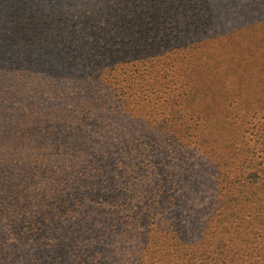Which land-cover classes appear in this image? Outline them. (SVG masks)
<instances>
[{
    "label": "trees",
    "instance_id": "trees-1",
    "mask_svg": "<svg viewBox=\"0 0 264 264\" xmlns=\"http://www.w3.org/2000/svg\"><path fill=\"white\" fill-rule=\"evenodd\" d=\"M141 1L146 4L137 12L140 6L138 0H0V127H3L0 131V190L2 186L8 185V189L17 191L11 204H28L37 188L48 189L51 194L58 195L70 182L68 177L61 174L66 170L73 176L69 187L75 200L82 203L88 201L100 208L106 205L112 210L113 199H118L117 196L112 198L100 194L106 186L107 194L112 192V184L107 185L110 166L104 164L100 156L94 160H85L90 143H76L68 147L63 145L55 149V154L59 156L58 162L37 157L39 149L32 144L42 132H53L54 118L41 121L34 104L24 106L21 114L13 121H9L12 118L3 119L5 112L12 110L10 97L19 94L31 100V94L39 91L34 85L35 81L28 78L29 70L22 69L16 74L19 66H35L29 61L32 55L38 54L37 62L40 65L48 63L47 57H53L54 63L47 65L48 68L61 65L59 71L54 70L49 74L44 72L47 78L42 81V87L48 92L55 91L50 78H89L93 72L97 73L96 77L111 78L112 73L117 71L123 76L126 65H130L131 61L142 63V59L158 61L153 65L160 69L157 77L170 78V68L177 62L183 65V61L168 55L170 40L162 25L166 19L173 22L177 15L187 11L185 6L188 5L191 12L185 16V24L173 22V29L180 49L190 47L187 51H190L191 56L186 57V62H192L189 72L188 69H182L175 76L185 72V78H240L241 66L264 60V16L261 6H264V0ZM131 14L138 15L136 21L130 19ZM168 24L172 29V25ZM126 25L129 28L125 30ZM212 36L215 40V44L212 43L214 49H208L204 59L201 46L204 39L207 42L213 41ZM152 53L153 57H149ZM168 63H171L170 67ZM15 64L19 65L15 67L17 69L13 68ZM131 66L132 75L137 74L141 78L136 66ZM54 74H63L65 77H54ZM6 78L12 81L15 94L9 93ZM222 80L218 79V83L224 87ZM191 85L196 87L197 83L192 82ZM227 91H230L229 87ZM100 102L106 106L102 98ZM176 107L177 104L172 105L169 116L175 123H179L180 111ZM88 111H85L84 118L91 119ZM26 116H29L28 120L24 119ZM262 119L255 133L246 139L239 138L238 142L243 146L248 141L253 143L251 157L257 155V152L261 154L260 162L255 163L254 170L244 172L251 163L246 160L237 166L236 171L225 173L224 177L219 173V176L213 178L211 172H217L215 163L210 161L212 166L207 168L204 161L198 166L189 165L186 168L180 178V182L186 186L177 187L167 205V195L162 188L159 190L155 203L148 209H151L159 223L165 224V232L169 234H164V237L157 236V233L147 234L142 246H136L142 247L146 264H264V116ZM32 121L42 122V131L32 126ZM165 126V123L160 125V132ZM96 129L94 132L100 138L108 141L112 139L114 130H104L105 127ZM258 137L259 140L254 141ZM224 139L228 140V137L224 136ZM90 146V151L100 147L96 142ZM206 154L208 160L214 158L211 150H207ZM229 165L226 163L222 166L225 172ZM235 165V162L231 164ZM56 169H61L58 174L53 173ZM205 184L211 188L208 194L211 198L209 205L213 210H218L210 213L213 215L211 226L207 215L200 216L203 214L201 205H204L205 197L201 187ZM120 194V201L124 202L125 196ZM121 205L119 207L122 208ZM197 208L200 209L198 212ZM190 209L194 210L192 214L188 212ZM137 215L140 218L134 225L131 224L130 212L125 215L123 226H120L121 235L128 233L129 227L134 230L136 224L143 222V214ZM10 216H16L17 219L22 217L20 212L12 210L10 215L4 213V220ZM31 219L32 226L44 223L34 215ZM17 226H20V222ZM30 235L26 228H22L11 236L12 243L4 244L0 241V256L5 259V264H68L63 253L55 250L56 246L50 248L48 242L33 246L35 250L32 258L16 262L15 252L11 249L13 242L29 243ZM152 236L155 238L149 241ZM96 239L98 237L92 241V262L85 264H96L99 259L96 250L100 246ZM26 255L21 254L20 257ZM126 260L122 253L117 258L109 257L103 264H125ZM132 264L145 263L138 258Z\"/></svg>",
    "mask_w": 264,
    "mask_h": 264
},
{
    "label": "rangeland",
    "instance_id": "rangeland-1",
    "mask_svg": "<svg viewBox=\"0 0 264 264\" xmlns=\"http://www.w3.org/2000/svg\"><path fill=\"white\" fill-rule=\"evenodd\" d=\"M138 3L140 6L137 12L146 4L141 0H138ZM254 4L257 3L254 2ZM261 6L264 16V6L262 4ZM185 7L187 11L184 10L183 14L173 19L175 24H185V16L191 12L188 5ZM137 18L138 15L130 16L133 22ZM165 21L162 26L166 28L167 38L170 40L168 55L183 61V65L177 62L170 68L172 72L170 78L157 77L160 69L153 65L158 61L142 59L144 62L139 64L131 61V64L135 65L140 72L141 78H138L137 74L132 75L130 64L125 66L126 72L123 76L117 71L112 73L111 78L96 77V72L91 73L89 78H50L53 80L51 83L55 86V91L48 92L42 87V81L47 78L44 72L49 74L51 71L61 69L60 64L48 68L47 65L54 63L53 57H47L48 63L40 65L37 62L38 54L32 55L29 61L32 66L35 65L33 68L27 65L21 67L18 64L13 65V68L19 66L16 74H19L22 69L29 70L28 78L35 81L34 85L39 91L31 94L33 96L31 100L24 96L20 97L19 94L10 97L12 110H7L3 119L12 118L9 121H13L21 114L24 106L34 104L41 121L54 118L53 132H42L32 144L39 149V152L38 150L35 152V154L38 152L37 157L58 162L59 156L55 154V149L58 150L63 145L68 147L76 143L86 145L90 143L85 160H94L100 156L101 161L110 166L107 185L112 184V192L107 194L106 186L101 189L100 194L110 195L112 198L118 197L113 199L112 210L106 205L100 208L88 201L82 203L75 200L69 187L73 182V176L69 175V170L61 173L68 177V180L70 179L62 192L56 195L51 194L48 189L37 188L32 193L33 199L26 205L11 204L17 196V191L8 189V185L2 186L0 190L1 243H12L11 236L22 228H26L31 234L28 237L29 243L19 244L14 241L13 246H10L15 252L16 262L32 258L35 250L33 246L46 242L50 244V248L56 246L54 249L63 253L68 264L92 262L91 247L94 243L92 241L98 237L95 240L100 246L96 250L97 258H99L96 264H103L109 257L117 258L122 253L127 258L126 262L124 261L125 264H132V261L138 258L146 264L147 259L142 252V247L136 246H142V241L147 234L157 233V236L163 237L164 234H169L168 231L165 232V224L159 223L151 209H148L155 203L161 188L167 195L165 199L167 205L175 195L177 187L186 186L185 183L180 182V178L186 168L190 167L189 165L198 166L206 161L204 165L210 168L211 161L215 163L217 169L216 173L215 170L211 172V176L215 178L219 176V173L222 174L221 177H224L225 173L236 171L237 166L242 165L241 162L246 160H250L251 163L245 169V173L254 170L255 163L260 162L259 152L251 157L253 143L248 141L243 146L238 142L239 138L246 139L255 133L263 120L264 60L241 66L240 78L234 76L185 78V72L175 76L174 74L179 70L189 68L192 61L188 64L186 57L191 56L190 51H187L190 47L180 49L179 43L174 38L173 22L167 19ZM167 22L172 25V29ZM124 28L128 29L129 25ZM211 38L213 41L207 42L204 39L201 46V50H204V59L207 57V50L214 49L212 43L215 44V40L213 36ZM191 47L193 48L194 45ZM55 56L58 58L57 52ZM149 57H153V53ZM170 66L171 63H168V67ZM58 76L65 77L63 74H54V77ZM218 79H223L224 87L219 85ZM6 80L9 83V93L15 94L16 90L12 89V81L8 78ZM211 80H213L212 86ZM192 82L197 83L196 87H192ZM37 83L40 85L38 86ZM228 87L230 91H227ZM101 98L106 106L101 105ZM97 99L99 100L96 101ZM174 104H177L176 108L180 111L179 123H175L169 116V109ZM95 106L100 107L98 109L94 108ZM86 110H90L88 112L91 114V119L84 118ZM28 118L29 116H26L24 119L28 120ZM163 123L166 126L160 132V125ZM32 124L38 128L37 130L42 131V122L32 121ZM99 127H105L104 130L106 128L114 130L110 141L100 138L98 133L94 132ZM2 130L3 127H0V131ZM242 131L244 132L240 134ZM224 136H227L228 140H225ZM257 140L259 137L254 138V141ZM94 142L100 147L90 151V145ZM207 150L212 151L214 158L209 160L206 158ZM28 153L32 155L31 152ZM60 161L62 162L61 159ZM234 162L236 165L231 166ZM226 163L230 165L225 172L222 166ZM60 170L56 169L53 173L58 174ZM207 184L201 187L205 197L204 205H201L203 214L200 216L207 215L206 218L211 226L213 215L210 213H216L218 210H213L209 205L211 198L208 194L211 188ZM40 186L39 184L38 187ZM120 193L125 196L124 202L120 201ZM87 204L89 207H86ZM12 210L20 212L21 219L10 216L4 220V213L10 215ZM199 210L197 208L196 211ZM193 211V209L188 210L191 214ZM128 212H130L132 225L140 218L137 213L143 214L144 220L141 224H136L134 230L129 227L128 233L122 234L124 235L122 237L120 226H123V218ZM32 215L41 218L44 223L32 226ZM14 220H16L15 223ZM19 222L20 226H17ZM154 238L155 236H152L148 240L151 241ZM21 254L27 255L20 257ZM4 260L3 256H0V264H5Z\"/></svg>",
    "mask_w": 264,
    "mask_h": 264
}]
</instances>
